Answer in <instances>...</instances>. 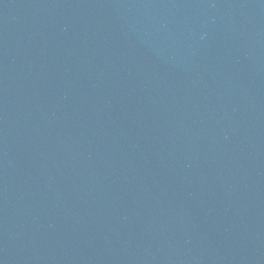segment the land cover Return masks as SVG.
Returning a JSON list of instances; mask_svg holds the SVG:
<instances>
[{
    "label": "water",
    "instance_id": "95a60500",
    "mask_svg": "<svg viewBox=\"0 0 264 264\" xmlns=\"http://www.w3.org/2000/svg\"><path fill=\"white\" fill-rule=\"evenodd\" d=\"M0 264H264V0H0Z\"/></svg>",
    "mask_w": 264,
    "mask_h": 264
}]
</instances>
